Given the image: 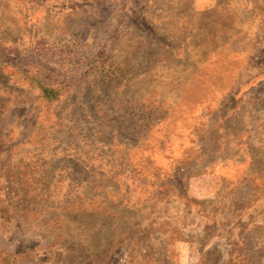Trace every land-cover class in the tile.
Masks as SVG:
<instances>
[{"label":"rangeland","instance_id":"obj_1","mask_svg":"<svg viewBox=\"0 0 264 264\" xmlns=\"http://www.w3.org/2000/svg\"><path fill=\"white\" fill-rule=\"evenodd\" d=\"M0 264H264V0H0Z\"/></svg>","mask_w":264,"mask_h":264},{"label":"trees","instance_id":"obj_2","mask_svg":"<svg viewBox=\"0 0 264 264\" xmlns=\"http://www.w3.org/2000/svg\"><path fill=\"white\" fill-rule=\"evenodd\" d=\"M44 88H43V92L45 93L47 90H49L48 94L50 93L51 89L48 88L47 86H44V84H41ZM47 94V95H48Z\"/></svg>","mask_w":264,"mask_h":264},{"label":"crops","instance_id":"obj_3","mask_svg":"<svg viewBox=\"0 0 264 264\" xmlns=\"http://www.w3.org/2000/svg\"><path fill=\"white\" fill-rule=\"evenodd\" d=\"M246 26V25H245ZM250 26H253V25H250ZM255 109V107L253 108V110ZM256 110V109H255Z\"/></svg>","mask_w":264,"mask_h":264}]
</instances>
